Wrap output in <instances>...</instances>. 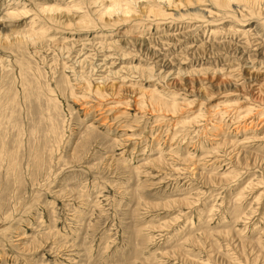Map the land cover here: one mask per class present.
I'll return each instance as SVG.
<instances>
[{
  "label": "rangeland",
  "instance_id": "374dc122",
  "mask_svg": "<svg viewBox=\"0 0 264 264\" xmlns=\"http://www.w3.org/2000/svg\"><path fill=\"white\" fill-rule=\"evenodd\" d=\"M111 1L0 0V264H264V0Z\"/></svg>",
  "mask_w": 264,
  "mask_h": 264
},
{
  "label": "bare ground",
  "instance_id": "6f19581e",
  "mask_svg": "<svg viewBox=\"0 0 264 264\" xmlns=\"http://www.w3.org/2000/svg\"><path fill=\"white\" fill-rule=\"evenodd\" d=\"M134 0H113V1H111L108 5V8H107V10H106V12H110V11H115V10H119V11H122L123 13H125V12H129L131 9H130V4L133 2ZM169 3H170V1L171 0H167ZM198 1V0H197ZM222 1L223 0H217V3L216 4H218V6H220V5H223L222 4ZM107 7V6H106ZM130 9V10H129ZM100 91H101V89L99 88V87H97L96 88V94H99L100 93ZM49 99V98H48ZM159 100V99H158ZM48 109V108H47ZM50 117V116H49ZM44 118H45V116H44ZM46 121H48V120H46ZM51 122V121H50ZM50 122H49V125H47V127H48V130H52L53 129V126L55 125L54 124V121L53 122H51V124H52V126H50ZM47 124H48V122H47ZM56 126H57V124H56ZM47 132H49V131H47ZM54 132H55V130H54ZM56 134V133H55ZM49 135H51V134H49ZM49 135H48V137H49ZM48 137H47V139H48ZM57 138V137H56ZM55 138V139H56ZM51 139H48L47 141H50ZM50 143H53V141H50ZM36 159H37V157H36ZM11 166V165H10ZM12 167V166H11ZM15 167V166H14Z\"/></svg>",
  "mask_w": 264,
  "mask_h": 264
}]
</instances>
